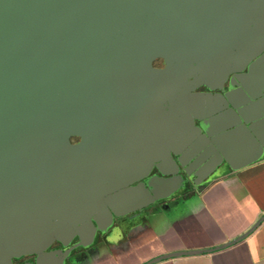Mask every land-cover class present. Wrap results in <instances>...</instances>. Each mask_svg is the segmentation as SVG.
<instances>
[{
    "label": "water",
    "instance_id": "95a60500",
    "mask_svg": "<svg viewBox=\"0 0 264 264\" xmlns=\"http://www.w3.org/2000/svg\"><path fill=\"white\" fill-rule=\"evenodd\" d=\"M262 50L264 0H0V264L40 253L54 239L93 235V220L105 231L113 215L137 208L135 190L120 192L137 174L126 170L121 148H109L106 136L122 123L106 119L125 118L108 107L107 96L137 87L143 62L167 60L158 74L144 70L147 83L156 75L171 78L184 63L201 79L240 69ZM164 91L163 166L175 164L170 150L179 141L162 136L174 102ZM180 117L200 134L193 119ZM90 118L99 120L95 132L83 122ZM71 128L83 138L78 146L63 139ZM94 141L96 155L88 156ZM108 203L127 209L112 214Z\"/></svg>",
    "mask_w": 264,
    "mask_h": 264
},
{
    "label": "flooded vegetation",
    "instance_id": "af4514ba",
    "mask_svg": "<svg viewBox=\"0 0 264 264\" xmlns=\"http://www.w3.org/2000/svg\"><path fill=\"white\" fill-rule=\"evenodd\" d=\"M179 66L180 70L171 78L161 82L156 75L147 83L143 80L144 70L158 74L167 67L164 57H152L139 66L137 87L126 88L124 95L110 89L107 96L108 107L115 111L119 108L125 114V118L106 119L109 124L122 123L120 127H108L106 136L109 148H121L126 170L137 174L120 189L123 196L132 195L135 190L133 206L137 208L124 215H113L111 223L105 222V231L93 220V235H83L82 239L74 233L64 241L54 239L40 253L11 257L10 264H110V259L125 249L144 222L151 221L161 209L195 197L216 174L233 171V167L257 157L264 158V50L240 69L212 76L206 72L207 77L201 79L196 72L186 70L185 63ZM163 83L167 86L161 87ZM161 89L171 93L168 100H174L168 102L171 117L163 120L167 124L162 136L179 139L170 150L175 164L164 166L160 160ZM176 93L181 95L176 98ZM177 102H183L184 108L177 110ZM182 112L188 121L193 119L199 135L193 134L187 120L182 121ZM98 121L83 120L92 132ZM114 129L120 134H115ZM63 139L72 146L83 141L77 128L65 130ZM97 147L94 141L87 153L83 152L95 156ZM107 209L114 214V210L120 212L127 207L108 203ZM120 225L125 226L122 234L116 233Z\"/></svg>",
    "mask_w": 264,
    "mask_h": 264
},
{
    "label": "crops",
    "instance_id": "0c3cea01",
    "mask_svg": "<svg viewBox=\"0 0 264 264\" xmlns=\"http://www.w3.org/2000/svg\"><path fill=\"white\" fill-rule=\"evenodd\" d=\"M264 264V158L144 222L110 264Z\"/></svg>",
    "mask_w": 264,
    "mask_h": 264
}]
</instances>
